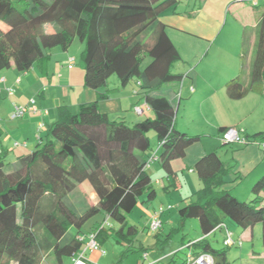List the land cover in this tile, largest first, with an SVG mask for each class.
Here are the masks:
<instances>
[{"label": "trees", "instance_id": "trees-1", "mask_svg": "<svg viewBox=\"0 0 264 264\" xmlns=\"http://www.w3.org/2000/svg\"><path fill=\"white\" fill-rule=\"evenodd\" d=\"M176 4L177 0H0V72L13 67L27 73L49 58L48 51H66L78 39L84 44L83 86L96 92L92 102L74 112L57 107L56 119L30 153L4 162L8 153L0 149V264H43L45 256L51 257L52 264H62L64 257L79 252L91 234L99 246L112 233L123 242L136 235L126 215L140 198L151 202L156 196L146 160L154 154L155 162L169 174L171 162L183 159L199 138L176 128L174 100L161 93L164 86L183 78L170 71L180 55L159 20L165 9ZM260 7L248 82L242 81L241 69L225 85L226 96L233 101L249 94L264 95V0L251 3L252 9ZM46 25L53 31L45 32ZM245 52L243 39L241 65ZM146 57L150 62L142 67ZM112 76L121 87L137 83L142 105L136 103L132 110L145 106L152 118L129 126L99 111V102L111 92L107 80ZM226 129L218 131L220 139ZM151 132L158 143L156 151L151 148ZM241 136L243 146L257 144L264 151V133L241 132ZM191 169L201 187L177 213L181 222L195 219L203 235L188 246L193 255L208 253L214 264H228L224 251L214 250L204 238L226 218L243 230L261 225L264 247V174L251 187L253 198L244 202L222 188L233 169L225 166L216 150L201 156ZM85 183L96 202L87 199L77 211L69 197ZM99 213L119 229L97 225L83 232L86 221ZM175 255L167 264H185V259L175 261Z\"/></svg>", "mask_w": 264, "mask_h": 264}, {"label": "rangeland", "instance_id": "rangeland-1", "mask_svg": "<svg viewBox=\"0 0 264 264\" xmlns=\"http://www.w3.org/2000/svg\"><path fill=\"white\" fill-rule=\"evenodd\" d=\"M254 1L256 0L250 2L177 0L175 7L165 9L159 16V20L168 24L169 37L180 55V60L172 66L170 71L172 74L183 75L181 81L164 86L161 93L168 94L169 96H167L174 100L176 128L189 135L199 136L198 140L189 146L191 147L189 150L190 161L195 154L204 155L215 148L216 144H219L220 135L218 136V131L220 128L229 126L235 120L238 122L239 115L246 109L252 110L251 115L244 116L242 121H239L238 124L242 128L239 130L243 132V128L248 127L251 130L250 134L256 132L254 130L257 128L264 132V95L255 96L254 94L245 100L243 98L233 101L227 98L225 91V82L238 76L241 69L244 74L242 81L245 84L248 82L256 34L255 26L262 11L261 7L251 8V3ZM260 2L261 0L258 3ZM43 30L50 33L53 28L46 25ZM243 39L245 40L246 52L241 65L239 55ZM83 50L84 44L75 39L66 51L60 48L48 51V57L51 59L50 64L56 68H58L59 62L65 64L63 59V55H65L66 59L73 58L75 60L73 65L77 67L81 64ZM149 62V58H144L142 67ZM34 67L36 68V64ZM35 68L29 72L32 74ZM17 74L20 78L25 75L19 72ZM113 81L116 83L118 81L115 76L109 78L108 84L112 86ZM132 85H134V81H131L126 87L127 93L131 91ZM0 88L3 89L2 86ZM17 95V89L10 97H7L4 92L0 93V123L7 126L6 131H13V128L19 123L18 120L12 119L11 110L12 100ZM129 116H132V112ZM119 119L111 120L118 121ZM235 124L237 125V123ZM148 136L151 148L155 151L158 148L155 135L151 132ZM11 142L12 144L14 142L23 143L21 137L18 136L12 138ZM11 142L5 143V147L8 148ZM224 148L222 146L219 149ZM31 151L26 146L13 147V150H9L4 162H11L16 157L22 156L21 154L26 155ZM176 163H184V161L177 160ZM246 172L248 171L241 173L240 182L242 185L235 192L231 190L234 197L244 202L253 198L251 194L253 183H250V176L246 175ZM181 173L187 175L186 171L178 172L179 175ZM187 178L190 180L185 183V188L174 189L172 185H167L165 192L157 184H154L155 178L152 177L156 192L154 200L146 202L144 197L140 198L135 209L126 215V222L129 226L135 227L136 235L123 242L112 233L104 239L101 245L105 251L104 255L97 252H86L85 258L93 264H167L171 261V256L176 254L173 259L182 261L191 250L188 245L190 246L203 238L195 219L181 222L177 213L186 204L184 198L191 196L188 197V201H190L192 195L201 187V183L195 174L188 175ZM87 199L96 202L91 187L86 183L81 189L70 194L69 197L70 203L77 211L83 209ZM160 208L164 210L161 216L162 228L159 229L155 237L154 233L148 231L147 224L151 214ZM97 225H103L105 229L112 227L114 231L119 229L117 223L99 213L86 221L82 230L87 232ZM225 229L231 232L233 240L241 238L240 247L237 244L232 247L223 246L222 239ZM204 238L214 250L224 251L228 264H264L261 225H255L251 230H243L226 218L221 229H216ZM142 250L147 253L145 260L142 258ZM62 261V264H72V259L68 257H64ZM42 263L52 264L51 257L45 256Z\"/></svg>", "mask_w": 264, "mask_h": 264}, {"label": "crops", "instance_id": "crops-1", "mask_svg": "<svg viewBox=\"0 0 264 264\" xmlns=\"http://www.w3.org/2000/svg\"><path fill=\"white\" fill-rule=\"evenodd\" d=\"M257 2H259V0H257ZM162 23L166 26V33L169 37L167 31L169 28L168 24L164 22ZM63 59L66 63L62 64L59 62L58 68L54 67V65L52 67L50 64V58H48L46 61L36 63V68L34 66L33 68L37 70L33 69L32 74L30 72L24 73L25 75L23 78L18 76L17 71L13 67L0 72V79L4 78L5 80L4 83L0 82V86L3 88L11 87L14 89V92L16 89L18 91L17 97L12 100L11 110L13 104L23 105L26 104L30 99H33L39 111H46V114H42L41 112L36 114L29 113L23 118L17 119L19 123L15 126V128H13V131H6L7 126L0 123V149H6L7 153L9 150H13V144L11 140L15 136H18L21 137L22 142L26 143V148L29 147L31 150H34L36 146L41 143L48 126L56 119L57 107L66 106L74 112L80 105L90 103L96 98V92L94 90L85 88L83 86L82 61L81 64L76 67L73 65L74 62L72 64L68 63L69 58L66 59L65 55H63ZM17 79H19V83L15 84ZM108 80L107 89H110L111 92L106 99L101 100L98 104L99 111L101 113L106 114L110 120L120 118L119 120H123L129 126L140 121V119L143 120L145 118H152L153 114L147 107L144 108L140 114H135L132 110L133 105L136 103H138V105H142V102H140L141 97L137 95L139 87L135 81L134 85H132L130 89L131 91L127 93L125 90L130 83L125 87H121L119 80L117 79V83L113 81V84H111L112 86H110V84H108ZM227 82L228 81L225 82V85ZM22 84L23 87H21ZM250 95L254 96V94H249L243 100L248 98ZM127 99L129 101L128 103ZM251 111L252 110L250 108L246 109L241 114L242 116L239 115V118L237 119L238 122L235 120L229 126H222L221 128L236 127L237 129H242L238 123L239 121H242L244 116L247 117L248 115H251ZM131 112L132 116H129ZM39 123L43 124L41 129H38ZM235 123H237V125ZM254 131L256 132L250 134L251 130H249L248 127H244L243 132H241L248 136L258 132L264 133L258 128ZM219 135L220 133L218 132V136ZM40 138L42 139L40 140ZM10 142L11 144L8 145V150V148L5 147V143L7 144ZM222 146L225 148L219 149ZM190 149L191 147L187 148L185 157L183 159H177L184 161V163H176L177 160L171 162V173L169 174L161 168L158 162H153L147 169V172L150 175L151 180L152 177L155 178L154 184H157L160 189L164 190L165 192L167 185H172L174 189L179 187L182 189L185 188V183H188V180H190L187 178L188 175L195 174L191 169L193 164L201 156H203V154L197 153L190 161ZM214 150L217 151L219 158L225 164V166L228 168L231 167L233 169L232 174L225 178V184L222 186L224 190H232L235 192L242 185L240 181L242 177L241 173L243 171H248L246 172V175L250 176V183H254L264 174V151L257 144H250L247 146H243L241 144L223 145L221 139L219 138V144H216L215 148H212L211 151ZM179 171H186L187 175L182 173L179 175ZM237 177L240 178L236 179ZM188 197L184 198L186 204L189 202ZM88 262L91 263L89 260Z\"/></svg>", "mask_w": 264, "mask_h": 264}, {"label": "built area", "instance_id": "built-area-1", "mask_svg": "<svg viewBox=\"0 0 264 264\" xmlns=\"http://www.w3.org/2000/svg\"><path fill=\"white\" fill-rule=\"evenodd\" d=\"M74 62L73 58L68 59V63L72 64ZM1 83H4V78L0 79ZM19 83V79L16 80L15 84ZM4 92L7 97H10L14 94V89L10 87H4L3 89L0 88V93ZM190 92H192V89H190ZM145 106H137L134 108V111L136 114L142 113ZM38 112H41L42 114H46L45 110H40L35 104V101L33 99H30L26 104L23 105H12V119L17 120L23 118L26 114L32 113L36 114ZM43 127L42 123L38 124V129H41ZM221 141L223 144H241L243 145V139L241 136V131L237 129L236 127H230L225 130L224 133L221 134ZM26 146V143L23 142L22 144H19L17 142L13 143V147L17 146ZM262 147L264 148V144H262ZM156 161V157L153 154L149 159L146 160L145 168L148 169L149 166ZM163 213V210L160 208L158 211H155L151 214V218L148 221V231L155 233L159 230L161 226L160 222V216ZM222 228V225L217 228L218 230ZM82 240V239H81ZM222 244L225 247H232L235 244L237 246H241L242 240L241 238H237L236 240L232 239V234L227 229L224 231ZM189 246V245H188ZM86 252H97L100 255H104L105 251L99 246L95 234L89 235L83 242V245L78 253L71 256L72 264H91L88 262V260L85 259V253ZM142 258L145 260L147 258V253L142 254ZM185 264H214V259L211 254L208 253H201L197 256L193 255L191 250L185 255Z\"/></svg>", "mask_w": 264, "mask_h": 264}]
</instances>
